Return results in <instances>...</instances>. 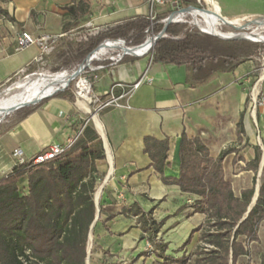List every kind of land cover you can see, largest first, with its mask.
Wrapping results in <instances>:
<instances>
[{"label": "crops", "instance_id": "0c3cea01", "mask_svg": "<svg viewBox=\"0 0 264 264\" xmlns=\"http://www.w3.org/2000/svg\"><path fill=\"white\" fill-rule=\"evenodd\" d=\"M77 1L0 0V7L13 18L0 15V86L20 69L41 65L33 61L39 52L37 45L15 50L20 30L35 37L55 36L51 53H61L63 60L78 44L87 43L88 40L80 41L78 37L88 25L101 32L127 19L148 17L151 11L167 16L172 10L169 3L151 5L148 0H86L88 7L79 16H73L69 7H75ZM49 58L50 55L44 57V65ZM258 70L249 58L231 71L215 73L205 82L191 85L184 64L150 62L148 56H125L113 65L104 62L103 68L88 75L94 92L102 98L115 83L129 85L144 72L152 80L139 85L125 99L124 107L100 111L97 124L78 107L74 96L69 98L62 91L33 104L28 115L17 116L0 131V179L17 166L13 149L19 148L30 159L50 143L75 139L85 125H90L100 136L105 153L104 159L96 161L95 172V190L103 180L99 195H94L97 209L99 201L102 206L94 222L97 255L109 252L128 258L131 264H161L163 256L191 254L200 243L199 231L193 233L188 245L185 241L207 217L194 209L196 194L184 193L178 185L163 182L144 150V138L168 139L165 177L178 176V143L185 132L189 138H200L213 158L227 151L223 173L236 196L243 189H256L260 183L253 184V179L256 181L264 173V105L252 112L249 90ZM259 89L264 96V77ZM120 92V88L115 89L116 94ZM256 157L258 166L254 172L249 164ZM20 182L26 185V176ZM133 204L145 212L151 211V218L158 223L151 235L141 230L136 216L119 213L122 207ZM109 216L112 217L107 219ZM147 243L151 250L146 249ZM244 257L247 255L239 257L241 262Z\"/></svg>", "mask_w": 264, "mask_h": 264}, {"label": "trees", "instance_id": "16d2710c", "mask_svg": "<svg viewBox=\"0 0 264 264\" xmlns=\"http://www.w3.org/2000/svg\"><path fill=\"white\" fill-rule=\"evenodd\" d=\"M178 1L182 5L196 3V0ZM87 7L86 0H78L75 7H69V12L79 16ZM0 15L13 20L1 7ZM164 17L155 15L154 35L162 30ZM149 24L148 17L139 16L106 28L65 55L60 67L70 68L82 62L106 38L123 39L126 46L139 45L149 35ZM164 34L153 45L152 61L184 64L191 85L201 84L215 73L233 70L254 55L260 45L200 33L186 22L169 23ZM62 92L73 98L71 88ZM58 94L60 91L53 95ZM29 112L30 107L22 108L17 116L22 118ZM144 145L163 182L178 185L184 193L196 194L194 209L207 217L185 241L187 245L193 233L199 231L200 243L193 252L177 258L163 256L161 264H250L239 263L238 259L248 255L249 242L258 240V229L264 220V177L255 203L247 212L255 187L241 190L240 196L233 193L222 167L227 151L213 158L200 138H189L182 132L178 143V176L165 177L168 139L147 136ZM104 158L100 136L92 126L85 125L72 145L58 157L34 166L17 165L0 179V264H85L88 234L94 233L96 224L90 228L97 209L93 196L96 161ZM249 165L256 172L258 157ZM23 176L27 178L26 185L20 182ZM98 210L100 215V201ZM119 213L136 216L139 227L148 235L159 226L151 218V211L145 212L136 204L122 207ZM259 261L264 264V250Z\"/></svg>", "mask_w": 264, "mask_h": 264}, {"label": "built area", "instance_id": "2783aa9c", "mask_svg": "<svg viewBox=\"0 0 264 264\" xmlns=\"http://www.w3.org/2000/svg\"><path fill=\"white\" fill-rule=\"evenodd\" d=\"M151 5L158 4L163 5L165 3H169L172 6V10L176 9V11H171L166 17H164L161 22H163V25L166 24L167 20H171L172 23L175 22H186V20L180 15L181 13H187L185 12L186 9L192 7L188 6L187 8H181L182 4L178 0H148ZM200 2V0H197ZM155 13L152 11L149 13L148 19L150 21L149 24V34L147 39L150 36H153V24L155 23ZM259 20H262L264 18H257ZM225 24H231L232 21L228 20L227 18L223 17L220 19ZM247 24V23H246ZM249 24V23H248ZM264 25V24H263ZM99 33V29L91 26H87L82 33L79 35L80 41H87L90 37L95 36ZM56 37L44 34L39 37L33 36L31 33H29L26 30H20L16 35V44H15V50L21 51L31 45H37L39 48L38 54L34 57L33 61L36 63L41 64V66H44L43 61L44 57H47L51 54V52L54 50V43H55ZM121 44L125 46V41L120 38L112 39V38H106L102 40L89 54V61L86 62L87 66L80 72L79 76L77 77L78 80L75 83V85L71 88L75 103L78 105L79 108L86 111L88 114H90V117H92V114L97 115L100 111H102L105 108L109 107H115V108H121L125 106V99L144 82H151L152 78L149 74L144 72L138 79L133 81L129 85H124L121 83H115L112 85L109 90L104 94L103 98L96 94L93 89V82L90 79L89 76H81V73H88V72H95L101 68H103V63L108 62L109 64H117L119 63L124 56H148L149 61H152L153 56V45H151L148 49L142 51L140 54H131L128 53L126 55H123L122 53L115 54L113 51L114 49L109 47L107 44ZM75 69V67L72 69V71ZM27 67H24L20 69L15 75L18 74H25L27 71ZM67 72V71H65ZM36 71H32L28 75H34L36 74ZM69 74V73H68ZM264 74V68L261 67L258 76L256 78V81L254 82L252 86V90L250 93V102L249 106L251 107V110L254 111L257 106L264 105V96L261 94V91L259 89L260 82L262 81ZM27 75V76H28ZM83 78L85 79V82L87 83V87L82 89L79 85V80ZM68 84L65 86L57 87L56 89L58 91H63L67 89ZM120 88L121 92L116 94L115 89ZM55 89V90H56ZM57 91V92H58ZM88 121V120H87ZM75 139L69 138L64 143H50L48 144L41 152L36 154L34 157L30 159H26L23 155V152L19 148L13 149V156L15 157L17 161V165L26 164L27 166H34L37 164H41L47 160L54 159L61 155L67 148H69ZM25 187H23V192L25 191ZM208 246V245H205ZM146 249L151 250V245L149 243L146 244ZM259 264V263H256Z\"/></svg>", "mask_w": 264, "mask_h": 264}, {"label": "rangeland", "instance_id": "374dc122", "mask_svg": "<svg viewBox=\"0 0 264 264\" xmlns=\"http://www.w3.org/2000/svg\"><path fill=\"white\" fill-rule=\"evenodd\" d=\"M213 1L216 3L217 15H215V8L212 5L210 6V3L207 2V0L206 1L201 0L200 2H198L196 0L195 4L182 5L181 8H187L188 6H193V7L198 8V9H205L206 8L209 11L213 12L211 14V16H215L217 18L215 25L220 23V18L218 16V14H221L223 17H225V15H229L232 13L231 15H229V17H227V19L230 21H232L234 19L238 20V23L237 24H233V23L223 24V23H221L220 25L217 26L221 32L233 33V34H236V33L251 34V35H255V37H257V38H264V25H263L264 21L257 19V18H264V0H218V1L213 0ZM171 11H176V9H173ZM180 15L186 20V23L189 27L196 29L200 33H203L197 27L193 26L194 18L191 14L181 13ZM196 17L199 19H202L199 10H197ZM257 43L260 44L259 47L257 48V52L254 55H252L251 57H248V59L252 58L254 63L257 64L258 68L261 69V67L264 68V42H257ZM113 52L115 54H117V53H121V50L120 49H114ZM61 62H62L61 53H59V52L54 53L53 52L50 54V58L46 60V63L44 66L35 65L32 68H30L29 70H27L25 72V74H18V75L12 76L7 82H5L4 84H2L0 86V92L4 91L7 87L12 85L13 83H15L19 80H22L28 76H32V75H28L32 71H36L37 72L36 74L51 73V74L60 76L62 74L70 73L72 71V69L74 68V67H71V68L60 67ZM56 68L59 70H56ZM76 68H77V66L75 67V69ZM65 71H67V72H65ZM258 71H260V70H258ZM90 74H91L90 72H88V73L83 72V73H81V76H88ZM48 75H50V74H48ZM77 80H78V78L71 80L68 83L67 88H72L75 85V83L77 82ZM255 81H256V79H254L253 82L251 83V89L249 90L250 93H251L252 86H253ZM250 97L251 96H249V102H250ZM16 106H18V105H16ZM16 106H14V107H16ZM31 106L32 105H29V106H26L23 108H29ZM14 107L6 109L1 114L0 119L5 115L6 112L10 111ZM20 109H22V108H20ZM18 110H15V111L9 113L0 121V131L5 129L7 126H9L11 123H13L17 119ZM87 116L90 118V114L87 113ZM90 123L92 124V121H90ZM263 176H264V173H263V175L258 176V178L256 179L255 182H253V184L257 185L258 183H260V181L263 179ZM102 181H101V183H102ZM100 184L97 186V189L94 191V195L99 190ZM99 198H100V196H99ZM98 201H99V199H98ZM261 224H262L260 226L261 229L258 233V240L249 242V244H248V255H247V257H244L243 263H246V262H248L250 264L260 263V261H259L260 254L264 250V223H261ZM89 234H90V239H89L88 244H87V247L89 250L87 264H131V262L128 258H125L124 256H119V255L114 254V253L112 254V253L106 252V254L103 253L102 255H97V253H96L97 248L95 247V244H94L95 235H94L93 231H90ZM187 255H190V254H187ZM239 260H240V258L238 259V262L242 263L241 260L240 261Z\"/></svg>", "mask_w": 264, "mask_h": 264}, {"label": "bare ground", "instance_id": "6f19581e", "mask_svg": "<svg viewBox=\"0 0 264 264\" xmlns=\"http://www.w3.org/2000/svg\"><path fill=\"white\" fill-rule=\"evenodd\" d=\"M207 2L210 3V6L212 5L215 8V15H217L216 3L213 0H207ZM197 10L200 11V15L202 19L196 17ZM185 12L193 16L194 18L193 24H196L202 30L211 33L221 32L217 26L223 22L220 20V23L215 25L217 18L215 16H211L213 12L209 11L208 9L205 8L203 10H200L195 7H190L186 9ZM218 16L219 18L221 17L223 18L221 14H218ZM262 20L264 21V19ZM232 23L237 24L238 20L234 19ZM244 35L248 36L249 38L260 39L261 41L264 42V38H257L255 37V35H251V34H244ZM153 37L154 35L150 36L141 47H137V48L127 49L124 48L123 45L118 43L107 44V45L113 49H120L131 54H140L142 51L148 49L152 45ZM79 72L80 70H76L71 75L62 74L60 76L51 73H48L50 75L45 73H39L32 76H28L22 80L13 83L9 87H7L4 91L0 92V116L8 108H12L16 105L29 103L44 95L52 93L57 87L65 86L68 83L69 78L76 79L80 74ZM262 76H264V74ZM79 85L81 86L82 89L86 88L87 83L85 82V79L81 78L79 80ZM92 118L94 122L97 124L98 121L96 120V115L92 114ZM98 195H99V190L96 193V196Z\"/></svg>", "mask_w": 264, "mask_h": 264}, {"label": "water", "instance_id": "95a60500", "mask_svg": "<svg viewBox=\"0 0 264 264\" xmlns=\"http://www.w3.org/2000/svg\"><path fill=\"white\" fill-rule=\"evenodd\" d=\"M192 7H193V6H192ZM197 9H198V8H197ZM200 10H203V9H200ZM220 19H222V17H221ZM169 23H172L170 19L167 20L166 24H164L162 30H161L159 33H157V34L154 35L152 45H154V43L156 42L157 39L162 38V37H165V34H164V32H165V28H166V26H167ZM193 26H194V27H197V28H198L201 32H203V33H206V34L211 35V36H216V37H218V38L225 39V40H231V39H244V40H248V41H252V42H263V41H261L260 39L249 38L248 36H245L243 33H236V34H233V33L227 34V33H223V32H219V33H211V32H208V31L202 30V29H201L200 27H198L196 24H193ZM146 40H147V39H146ZM146 40H145V41H146ZM145 41L142 42L141 44H139V45H135V46H126V45H125L124 48H127V49H128V48H137V47H141V46L145 43ZM121 53H122L123 55L128 54V52H125V51H123V50H121ZM89 56H90V54L88 53L87 56L85 57V59L82 61V63H80V64L77 66L76 69H74L73 71H71V72L69 73V75H71V74H72L73 72H75L76 70H80V72H81V71L87 66L86 62L89 61ZM80 72H79V73H80ZM71 80H73V78H69L68 83H69ZM68 83H67V84H68ZM57 91H58V90L56 89V90H54L52 93L47 94V95H44V96H42V97H40V98H38V99H36V100H34V101H31V102L26 103V104H21V105H18V106H16V107H14V108L11 109L10 111L6 112L5 115L0 119V121H1L6 115H8L9 113H11V112H13V111H15V110H18V109H20V108L26 107V106L36 104V103H38L39 101H41L42 99L52 96V95H53L54 93H56ZM258 189H259V185H257V187H256V189H255L254 196H253L252 201H251V203H250V205H249V207H248V209H247V212L250 210L251 206L255 203V200H256L257 195H258ZM94 202H95V205H97V201H96L95 199H94ZM97 217H98V209H96V214H95V218H94L93 223L95 222V220L97 219ZM93 223H92V225H91L90 228H92ZM89 239H90V234H88V241H89ZM87 244H88V242H87ZM88 253H89V250H88V247H87V256H86L85 264H87Z\"/></svg>", "mask_w": 264, "mask_h": 264}]
</instances>
